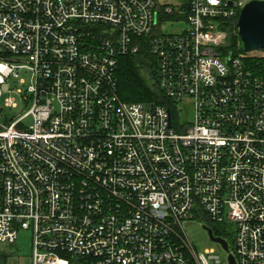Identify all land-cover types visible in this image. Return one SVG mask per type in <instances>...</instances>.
Here are the masks:
<instances>
[{"label": "built area", "instance_id": "obj_1", "mask_svg": "<svg viewBox=\"0 0 264 264\" xmlns=\"http://www.w3.org/2000/svg\"><path fill=\"white\" fill-rule=\"evenodd\" d=\"M249 1L0 0V98L27 106L0 123V250L25 231L33 264H264V49L224 28ZM144 50L170 105L119 95Z\"/></svg>", "mask_w": 264, "mask_h": 264}, {"label": "trees", "instance_id": "obj_2", "mask_svg": "<svg viewBox=\"0 0 264 264\" xmlns=\"http://www.w3.org/2000/svg\"><path fill=\"white\" fill-rule=\"evenodd\" d=\"M225 29L228 31V46L227 51L236 55L238 52V45L240 44V37L237 34L235 21L227 20ZM243 48L240 47V51ZM247 63L257 66V59L249 58ZM151 72L153 74V82L150 83L146 74ZM118 79H119V95L123 100L131 102H146L157 101L170 105L171 101L166 99L162 94L156 75V69L150 62L147 50L142 51L138 55H125L119 58L118 66ZM155 80V81H154ZM219 233V231H218ZM8 255L3 250H0V263L4 264Z\"/></svg>", "mask_w": 264, "mask_h": 264}, {"label": "rangeland", "instance_id": "obj_3", "mask_svg": "<svg viewBox=\"0 0 264 264\" xmlns=\"http://www.w3.org/2000/svg\"><path fill=\"white\" fill-rule=\"evenodd\" d=\"M165 1H169L173 3L178 0H165ZM168 29L172 30L171 27H168ZM239 42L240 44L238 45V49H237L238 52L236 53L237 55L240 52H242V50L240 51V47L243 48V44L241 40ZM23 75L26 76L25 73H23ZM146 76L150 81V83H152L153 74L149 72L148 74H146ZM12 83L14 84L13 80ZM5 97L6 95L0 98V123H6L7 120H11L15 118L17 115L22 114L24 113V111L27 110V106L23 102L19 103L18 107L16 108L5 105ZM186 114L187 116L191 115L190 112ZM23 121L26 125H30L33 123V118L27 117ZM185 230L188 237L194 243L196 249L199 252H204L205 249L214 247L217 250V252L221 255L223 260L227 259L226 252L223 251L221 246L210 239L208 232L204 229V223L202 221H198V220L187 221L185 224ZM227 230L230 234H232L235 231V226L230 224L227 227ZM229 241L232 242L231 239H229ZM3 251L6 252L8 255L4 264H33V246H32L31 236L28 232L25 231L21 232L16 244L5 246Z\"/></svg>", "mask_w": 264, "mask_h": 264}, {"label": "water", "instance_id": "obj_4", "mask_svg": "<svg viewBox=\"0 0 264 264\" xmlns=\"http://www.w3.org/2000/svg\"><path fill=\"white\" fill-rule=\"evenodd\" d=\"M237 29L244 52L264 49V0H251L244 5L237 19ZM204 229L212 241L227 248V241L216 237L208 226H204ZM229 259L230 264H236L233 255Z\"/></svg>", "mask_w": 264, "mask_h": 264}, {"label": "bare ground", "instance_id": "obj_5", "mask_svg": "<svg viewBox=\"0 0 264 264\" xmlns=\"http://www.w3.org/2000/svg\"><path fill=\"white\" fill-rule=\"evenodd\" d=\"M257 53V52H256ZM259 53V52H258ZM253 54H255V52H253Z\"/></svg>", "mask_w": 264, "mask_h": 264}]
</instances>
